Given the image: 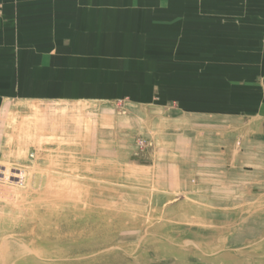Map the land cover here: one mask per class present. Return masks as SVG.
I'll return each instance as SVG.
<instances>
[{"label": "crops", "instance_id": "obj_1", "mask_svg": "<svg viewBox=\"0 0 264 264\" xmlns=\"http://www.w3.org/2000/svg\"><path fill=\"white\" fill-rule=\"evenodd\" d=\"M125 109L153 112L149 162ZM50 150L144 171L214 230L264 215V0H0V176Z\"/></svg>", "mask_w": 264, "mask_h": 264}, {"label": "rangeland", "instance_id": "obj_2", "mask_svg": "<svg viewBox=\"0 0 264 264\" xmlns=\"http://www.w3.org/2000/svg\"><path fill=\"white\" fill-rule=\"evenodd\" d=\"M125 110L130 161L149 162L138 122L153 112ZM33 163L0 176V264H264V215L218 231L216 216L201 221V199H167L132 166L113 167L104 181L60 150Z\"/></svg>", "mask_w": 264, "mask_h": 264}, {"label": "bare ground", "instance_id": "obj_3", "mask_svg": "<svg viewBox=\"0 0 264 264\" xmlns=\"http://www.w3.org/2000/svg\"><path fill=\"white\" fill-rule=\"evenodd\" d=\"M19 244V243H18Z\"/></svg>", "mask_w": 264, "mask_h": 264}]
</instances>
